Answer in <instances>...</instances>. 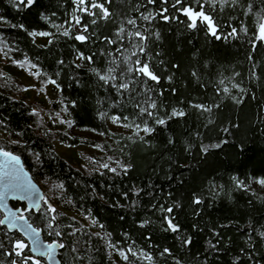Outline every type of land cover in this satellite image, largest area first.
<instances>
[{
    "label": "snow or ice",
    "instance_id": "snow-or-ice-1",
    "mask_svg": "<svg viewBox=\"0 0 264 264\" xmlns=\"http://www.w3.org/2000/svg\"><path fill=\"white\" fill-rule=\"evenodd\" d=\"M7 2L18 14L23 10L31 11L33 7H36L40 19L47 22L42 30L24 21L13 22L7 13L0 12V28L16 29L18 34L22 31L31 38L32 44L39 48L51 51L62 38L73 39L81 44L85 42L95 44L97 41H103L104 47H97L95 52L89 49L86 53L73 45L75 58L67 66L72 69L71 79L77 85L88 87V83L81 78L79 70H85L89 74V80L95 78L92 87L97 91L103 90V95L95 100L96 115L101 120L110 121L129 130V134L113 141L115 147H112L111 151L114 154L107 155L104 161L96 160L95 166L89 169L90 175L99 173L101 176L112 174L115 178L128 177L137 168L133 154L134 147L140 146L149 152L156 150L151 137L156 133L157 126L168 127L170 121L187 116L184 107L179 104L172 106L162 99L165 93L159 88L161 80L165 79L171 85L176 78L175 73L179 72L182 64L163 58L165 53L161 49L168 37L160 28L155 27L157 19L168 24L174 21L177 25H183L184 32H205L216 39L230 37L241 39L243 35L253 51L257 48L258 42L264 43V8L256 12L258 17L256 27L251 34L249 27L235 16L237 10L243 16L253 13L254 5L251 0H243V2L242 0H159V6L153 7L151 11L148 10V6H156L158 0H147L146 4L136 0L131 3L130 10H125L130 0H72L73 11L60 23L54 19L56 12L48 15L46 11H39L41 8H47L41 0H7ZM47 25L55 31L47 30ZM162 27L167 28V25ZM167 30L172 31L170 28ZM37 37L47 38L46 43L37 45ZM13 51L21 50L18 46L14 48L6 35L0 31V54L4 58L11 60L20 69H25L27 65V70L37 80L43 78V85L51 84L55 86L59 94L63 93V82L60 79L66 65L63 56L55 61L58 70L49 74L41 67L39 56L33 59L27 53H23L22 58L17 59L10 55ZM97 55L101 57L99 64L94 59ZM246 59L252 65L249 69V80L260 83L264 80V58L260 64H257L253 53L249 52ZM169 68L175 71H170ZM233 75L239 77L241 74L234 72ZM189 77L199 81L200 73L193 68L189 72ZM227 79L228 77L221 78L219 85L223 87L217 86L214 91L230 98L236 104H241L243 101L240 97L249 95L248 90L238 81H232L230 86L225 84ZM35 87V84L25 85L24 90ZM233 89L239 90V95ZM170 91L172 94H177L179 88L170 86ZM250 95L254 97L255 93L252 92ZM49 102L55 103L51 100ZM59 104L60 111L47 113L50 123L65 124L68 128H72L76 121L64 119L62 114L70 113L69 105L75 108L78 106V101L72 99L65 103L64 99H59ZM187 105L201 116L207 114L205 117L207 122L202 124L203 128L211 130V126L216 124L215 117L221 104L215 101L211 104L197 103L189 99ZM31 113L38 118L39 122L34 121L35 129L29 125V130L37 131L41 137L50 135L52 131L50 128L43 133L38 131L45 127L43 119L45 114L36 107L31 108ZM260 125L264 126V119L260 120ZM0 126L6 132L9 131V121L6 119L0 118ZM232 128H239V125L234 124ZM12 131L17 137L12 143L28 153L39 169L44 163V153L30 146L29 140L24 138L25 130ZM91 131L98 132V128H92ZM229 131V127L223 128V132ZM259 131L264 133V127H260ZM99 134L111 137L117 135L110 129ZM205 137V133L196 129L190 134L189 139L181 144L179 152H174L173 156L165 160L166 167L161 170L164 171L168 181H172L173 173L181 168L194 173L201 159L206 163L207 158L214 154V149L228 146L238 147L243 151L247 147V141L244 139L239 140L236 145L230 144L228 140L219 139L214 143H205ZM208 139L210 140V137ZM121 141L125 143L121 144ZM166 143L169 146L168 150L174 151L180 141L173 136L167 138ZM93 147L102 152L108 150L107 146L101 144L94 143ZM236 155L238 156L239 152ZM182 159L189 162L181 164ZM241 164L243 166V162ZM260 171L264 172V167ZM175 179L181 186L184 185L185 181L182 177L177 176ZM253 179L254 183L264 189V175H257ZM47 182V178H44V183ZM230 182L233 189L252 192L264 203V196L254 191L247 181L246 174L244 179H241L239 174L232 175ZM106 187L114 189L115 184L106 185ZM91 188L94 198L108 202L106 192L98 191L94 185ZM156 189L157 186L151 183L144 186L133 183L128 189L119 191V195L130 202L125 204L120 200H113L111 207L135 211L142 206L141 197L147 196L148 205L160 213L159 222L162 230L165 233L175 234L182 246L193 245L191 235H181L182 225L177 222L176 210L183 211L185 205L179 199H174L165 206L157 200ZM51 190L59 192L63 198L66 192L64 182L53 183ZM160 191L163 190L160 189ZM223 191L224 185L216 184L215 180L209 182L208 194L213 196V199ZM132 196L136 198L132 199ZM171 196L172 193L168 192L165 198ZM188 199L191 204L197 206L193 209V215H201L203 209L199 206H207L205 196L193 194ZM86 215L90 223L80 227L74 223L77 220L76 216L71 217L73 223H65L64 214L58 211L51 198L41 190L36 177L25 166L22 156L15 151L0 147V264H65L60 254L61 250L69 251L72 257L70 264H84L88 255L86 248L92 236L104 241L110 260L113 254H118L120 259L117 264H158V257L161 260L171 258L174 264H184L183 259L177 257L170 247H163L158 255L147 247H137V242L131 240V234L128 232H124L121 240L114 242L113 233L107 231V226L99 218L93 216L90 211H86ZM123 219L124 217L121 216V220ZM136 223L140 228H151L154 221L146 218L137 219ZM93 226L99 231H91ZM190 227L198 228L199 225L192 224ZM225 227L228 225L222 224L219 229L216 226L211 228L213 238L207 240L206 254L203 255L201 264H209V257L220 252L224 244H232L231 238L224 240L222 236L220 229ZM82 233L88 237L83 241L80 238ZM244 235L247 237L246 240L236 249V254L229 264H264V225L259 229L250 225ZM151 238L149 233L147 239ZM125 239L130 243H124ZM87 264H95V262L87 259Z\"/></svg>",
    "mask_w": 264,
    "mask_h": 264
},
{
    "label": "trees",
    "instance_id": "trees-1",
    "mask_svg": "<svg viewBox=\"0 0 264 264\" xmlns=\"http://www.w3.org/2000/svg\"><path fill=\"white\" fill-rule=\"evenodd\" d=\"M134 2L136 0H130L125 10H130L131 3ZM139 2L146 4L147 0H139ZM251 2L254 5L253 13L243 16L239 10L235 12V16L249 27L250 34L256 27L258 18L256 12L264 8V0H251ZM41 3L47 8H41L39 11H46L48 15L56 12L57 15L54 19L57 23L62 22L73 11L72 0H41ZM158 6L159 0L156 6L149 5L148 10L151 11L153 7ZM0 12L7 13L13 22L24 21L26 24L40 27L42 30L47 23L40 19L36 7H33L31 11L23 10L18 14L15 9L10 7L7 0H0ZM132 14L137 15L136 13ZM163 25H167V28L162 27ZM155 27L160 28L168 37L161 49L165 53L163 58L173 63L182 64L179 72L175 73L176 78L171 85L169 81L161 80L159 88L165 93L162 99L172 106L179 104L184 107L187 116L170 121L168 127L157 126L156 133L151 137L153 144L156 145V150L149 152L140 146L134 147L133 154L137 168L128 177L115 178L112 174L101 176L99 173L90 175L89 170L79 167L58 154L55 147L57 141H63L62 143L72 146H78L87 141L79 137H71L63 130L51 129L44 116L45 127L38 131L43 133L50 128L52 130L50 135L41 137L37 131L29 130V125L35 129L34 121L38 123L39 120L31 113L33 106L18 95L24 86V83L19 79L11 80L4 89H0V118L9 121L7 133L14 137L16 136L12 130H25L24 138L29 140L30 146L35 147L36 151L44 153V163L37 169L29 154L23 152L17 145L12 143L4 146L2 141L0 144L22 156L25 166L29 168L39 184L44 182V178H47L46 188L44 186L43 188L52 194L54 200L85 216H87L86 211H90L93 216L99 218L107 226V231L113 233L114 242L121 240L124 232H128L131 234V240L137 242V247H147L157 255L163 247H170L177 257L183 259L184 264H201L202 257L206 254L207 240L213 238L211 228L216 226L219 229L220 225L227 224L228 227L220 230L224 240L231 238L232 244H224V248L220 252L211 255L209 264H229L236 254V249L246 240L247 237L244 233L249 226L253 225L259 229L264 225V203L258 200L252 192L233 189L230 182V177L236 174H239L241 179H244L246 174L248 183L254 180L255 176L264 175V172L260 171L264 167V151H262L264 150V133L259 131L260 127H264L260 125V120L264 119V86H262L264 80L260 83L249 80V69L252 65L246 59V55L252 52L256 63L260 64L264 58V43L258 42L257 48L253 51L252 46L247 39L243 38V35L241 39L231 37L216 39L205 32H184L183 25H177L174 21L168 24V22L159 19L155 21ZM168 28L172 31L169 32ZM47 30L55 31L51 29L50 25H47ZM0 31L6 35L14 48L18 46L21 50L20 52L13 51L10 55L17 59H21L23 53H27L33 59L39 56L41 67L49 74L58 70L55 61L58 57L63 56L66 65L65 72L60 77L63 82V93L59 95L65 103L72 99L78 101V106L72 108L69 105L70 113H66L69 119L76 121L73 126L80 130L98 128V132L110 129L109 122L101 120L96 115L95 100L98 96L103 95V90L97 91L92 87L95 78L89 80V74L83 69L79 70L81 78L88 83V87L77 85L71 79L72 69L67 66L75 58L73 45L86 53L89 49L95 52L97 47H104L103 41H97L95 44L89 42L81 44L73 39L62 38L49 51L33 45L31 38L22 31L19 34L18 30L10 28H0ZM37 45H39L38 42ZM178 53L179 55H177ZM94 59L98 64L101 62L99 55ZM193 68L200 73L199 81L189 77V72ZM169 70L175 71L171 68ZM234 72H239L241 75L236 77L233 75ZM223 77H228L225 84L230 86L232 81H238L242 87L248 90L249 95L240 97L243 101L241 104H236L230 98L214 91L217 86H221L219 80ZM42 80L43 78L39 81L42 83ZM170 86L178 87L179 92L172 94ZM233 91L239 95V90L233 89ZM252 92L255 93L254 97L250 95ZM189 99L197 103L211 104L212 101H215L221 104L215 117L216 124L211 126V130L202 127V124L207 122L205 118L207 114L201 116L196 110L188 107ZM234 124L239 125V128H232ZM224 127H229L230 131L223 132ZM196 129L206 134L205 143H214L219 139L228 140L230 144L238 145L239 140L244 139L247 141V147L243 151L238 147L228 146L214 149V154L207 158L206 163L201 159L200 165L194 169V173L181 168L173 173L174 179L168 181L164 171L161 170L166 167L165 160L169 156H173L174 152L178 153L181 144L189 139L190 134ZM0 130L6 132L2 126H0ZM121 136L124 135H116V140H119ZM173 136L178 138L180 143L175 146L174 151H169L166 140ZM193 142L195 141L193 140ZM123 143L125 141H121V144ZM237 152H239L238 156ZM186 162L189 161L183 159L180 161L181 164ZM241 162H243V166ZM177 176L184 179L183 186L175 179ZM212 180H215L218 185H224V191L220 192L215 199L208 194V185ZM59 182L65 184L66 192L63 198L59 192L51 190V185ZM133 183L140 186L149 183L156 185L157 200L165 206H168L174 199H179L185 205L183 211L176 210L177 222L182 225L181 235H191L194 241L193 245L182 246L175 234L165 233L162 230L159 222L160 213L148 205L149 198L147 196L141 197L142 206L135 211L111 207L113 200H120L125 204L130 202L120 196L119 191L128 189ZM110 184H115V188L106 187ZM93 185L98 191L108 194L107 203L99 198H94L91 188ZM160 189L163 191L161 192ZM168 192H171L172 196L165 198ZM193 194L204 195L206 199L207 206H199L203 209L199 216L193 215V209L197 206L191 204L188 199ZM131 198L135 199L136 197L132 196ZM121 216L124 217L123 220H121ZM64 217L65 221L70 219L69 215H64ZM146 218L154 221L152 227L140 228L136 223L137 219ZM192 224H198L199 227H190ZM91 231L95 232L93 228ZM149 233L152 236L150 240L147 239ZM80 238L83 241L88 237L82 233ZM124 243H130V241L125 239ZM86 251L87 259L93 260L95 264H117L113 257L110 260L104 241L95 236L89 239ZM64 252L68 259H72L68 250H61L60 254L63 256ZM81 254L83 255V253ZM87 259L84 264H87ZM158 264H174V261L171 258L161 260L158 257Z\"/></svg>",
    "mask_w": 264,
    "mask_h": 264
},
{
    "label": "rangeland",
    "instance_id": "rangeland-1",
    "mask_svg": "<svg viewBox=\"0 0 264 264\" xmlns=\"http://www.w3.org/2000/svg\"><path fill=\"white\" fill-rule=\"evenodd\" d=\"M47 38L44 37H37L36 41L39 44L46 43ZM34 71V70H33ZM0 73H4V75H0V89H4L5 85L13 79H19L25 85L35 84V88H30L27 91L23 88L20 89L18 95L26 102L30 103L33 107L40 109L45 115V120L47 121L49 127L55 130H63L67 132L71 137H79L86 143L80 144L78 146H72L69 144L62 143L61 141H57L55 143L56 151L58 154L64 156L74 164L78 165L79 167L89 170L90 168L95 166V161L106 160L107 155L114 154L112 153L111 149L113 147V141L116 140L115 137L111 136H101L100 132H92L91 129H77L76 127L72 126V128H68V125L65 124H52L49 121V116L47 113L51 111H60L61 105L59 104L60 95L55 89V86L51 84L43 85L39 80H37L33 75L29 73L27 70V65L25 69H20L18 66L14 65L11 60L6 59L0 54ZM46 89V91H45ZM55 101V103H50L49 101ZM64 119H69L66 113H63ZM110 130L116 132L117 135H124L127 136L129 134V130L124 129L118 125L112 124L110 121ZM17 139V137L12 136L11 134L1 131L0 130V141H2L4 146L12 144V141ZM101 144L108 147L106 152H102L100 149L94 148L93 144ZM110 149V150H109ZM89 158H94L90 160ZM42 186L46 188V183L42 181ZM249 184L252 186L254 191L260 195H264V189L254 183V180L250 181ZM47 196L51 198L52 202L56 205L58 211L63 213L64 215H69L70 219L66 220V223H73L71 220L72 216H76L77 220L74 222L78 227L82 226L83 224L90 223V220L87 216L81 214L78 211L71 209L70 207H65L63 203H59L53 199L52 194L47 192ZM95 231H99L98 228L93 226ZM112 257L117 262L119 261L118 254H113ZM63 258L65 260V264H70L71 259H68L66 252L63 253Z\"/></svg>",
    "mask_w": 264,
    "mask_h": 264
},
{
    "label": "water",
    "instance_id": "water-1",
    "mask_svg": "<svg viewBox=\"0 0 264 264\" xmlns=\"http://www.w3.org/2000/svg\"><path fill=\"white\" fill-rule=\"evenodd\" d=\"M0 147H2L1 144H0ZM22 159H23V158H22ZM37 183H38V181H37ZM38 185L41 187V190L45 193V190H44L43 186H42L41 184H39V183H38ZM45 195H46V193H45ZM10 202H11V200H10ZM58 258H59V257H58Z\"/></svg>",
    "mask_w": 264,
    "mask_h": 264
}]
</instances>
